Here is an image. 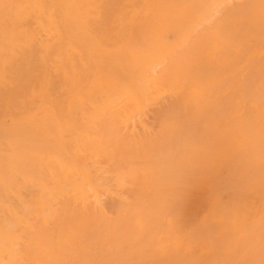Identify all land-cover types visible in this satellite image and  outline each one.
I'll return each mask as SVG.
<instances>
[{
	"label": "bare ground",
	"instance_id": "obj_1",
	"mask_svg": "<svg viewBox=\"0 0 264 264\" xmlns=\"http://www.w3.org/2000/svg\"><path fill=\"white\" fill-rule=\"evenodd\" d=\"M162 91L220 182L229 248L264 255V0H0V264H124L93 203L105 176L132 191L159 255L204 262L188 261L178 223L170 239L131 136Z\"/></svg>",
	"mask_w": 264,
	"mask_h": 264
},
{
	"label": "rangeland",
	"instance_id": "obj_2",
	"mask_svg": "<svg viewBox=\"0 0 264 264\" xmlns=\"http://www.w3.org/2000/svg\"><path fill=\"white\" fill-rule=\"evenodd\" d=\"M162 92H160L161 94L159 93V96H157L158 95L157 94L155 96L156 99L153 100V102H150L146 106L142 115L143 117L137 116L140 120L136 117V119L133 121V125L131 126L130 131H131V136L139 142L141 149L143 151L144 160L141 166L145 168L148 167L149 169H151L153 171L154 176L156 175L155 178H157V180L159 179V181H157L156 179L155 180L163 190L162 196L163 199L165 198L162 202L163 209L164 207H166L167 209V210L162 209V212L164 211L163 212L164 217L171 220L170 222H172L173 224L172 225L173 230L170 239L177 243V236H178L177 223H178L179 226L181 225L187 232H189V239L191 243L189 242L187 245L186 254H189L188 261L193 259L195 260L196 258V261L199 263L201 262V260L204 261L203 263L200 264H208V263L212 264V262H214V264H264V255L257 259H250L247 256L245 257L243 252H237L229 248V246H232L233 244V238L232 236L230 237L231 233L228 228V225H225L226 224L225 221L222 220L223 218L221 216V213H219L220 210L217 211L219 207L216 204L218 202V199H220L223 194L221 185L219 184L220 182L218 181L213 168L210 166L208 162L204 160L201 149L199 148L200 146L197 145L195 140L188 138L189 133L193 135V131L187 125L186 120L182 115L179 106L177 105V99L174 96H171L164 91ZM176 132L177 133L179 132L180 134L178 133V135H176L177 134ZM169 137L171 139H169ZM175 138L178 140H176ZM167 141L169 142V144L167 143ZM170 146L172 147L170 148ZM172 151L174 152L171 154ZM178 157L181 161L178 159ZM189 157L192 158L189 159ZM185 159L187 160V162ZM184 160L186 162L185 164H184ZM167 161L169 164H167ZM164 165L168 167L167 170H165V168L167 167L166 166L164 167ZM169 167L172 168L169 169ZM179 168H181L180 169L181 171L179 170ZM176 170H179V172L178 171L176 172ZM188 170L191 172H188ZM198 171L201 174H199ZM174 172L177 174V176L174 175L175 174ZM192 172L194 174H192ZM158 173L163 175L160 176ZM188 173L189 175H187ZM164 174H166L167 176ZM191 175H194L192 177L195 180L191 177ZM200 175H202L201 176L202 178L200 177ZM170 177H172V180H174V182L171 180ZM189 177H191L192 180ZM165 178L168 181L167 185H163V183L166 182V180H164ZM197 178L200 180H198ZM160 180L165 182H162L161 184ZM200 181L201 183H199ZM103 183L104 184L102 185V187L103 186L105 187L103 188L101 187L99 196L95 198V200H93L95 201L93 203L99 215H101L103 218L106 219V221L112 227V229L116 231L117 238H119L122 241L121 243L118 239L119 255H121L123 259V263L124 264H177V262H175L177 261V257L175 258L172 256L167 258L159 255L158 250L162 247V240L160 238H157L153 234V230L149 227L148 221L145 219L144 216H142L137 212V207L133 201V197L131 196L132 191L131 190L122 191L117 189L116 186L114 185L115 183L110 179H108L106 176L104 178ZM197 192L200 194V196ZM173 194L175 195V197L173 196ZM211 194H213V197ZM168 199L170 200L171 204H169L170 202H167ZM128 221L131 222V224H129ZM132 222L134 224H132ZM128 227H131V230ZM120 228L122 229V231ZM126 228L129 230V232H125V230L128 231ZM202 228L203 231L201 230ZM206 229L209 231V232L207 231L208 233L204 232L206 231ZM197 231L200 233L198 234ZM130 233L131 235H129ZM202 233L203 235H200ZM192 234L194 235L193 238L191 237ZM199 236H201L202 239ZM212 236H215V238H212ZM206 237L208 239H206ZM198 239L199 241L195 243ZM206 241L207 243H205ZM136 242H138V244L139 243L141 244L138 245ZM210 242L211 244H209ZM166 245L167 244H165V246ZM207 246L208 247L210 246L209 248L212 251H214L213 255L206 253ZM127 247H129V249ZM122 248L125 250H123ZM120 249L122 250V252H120ZM165 249L167 251L171 250L170 255H174L175 253L177 254L176 250H175L176 252L173 251V249L176 248L169 244ZM145 251L147 253H145ZM131 252L133 254V257L137 258V256L139 257L140 255V258L137 259L132 258ZM142 253L146 254V256ZM193 253L196 255H193ZM123 256L126 257L127 259H124ZM141 257L143 258L141 259Z\"/></svg>",
	"mask_w": 264,
	"mask_h": 264
}]
</instances>
